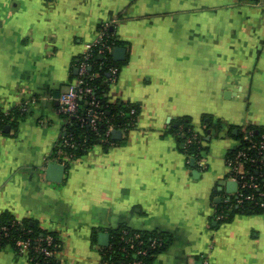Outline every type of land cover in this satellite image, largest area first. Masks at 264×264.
<instances>
[{
  "label": "crops",
  "instance_id": "0c3cea01",
  "mask_svg": "<svg viewBox=\"0 0 264 264\" xmlns=\"http://www.w3.org/2000/svg\"><path fill=\"white\" fill-rule=\"evenodd\" d=\"M102 35L126 50L104 98L137 112L75 156L59 96ZM249 127L264 133V0H0V220L54 235L56 264H112L125 231L160 236L150 264H264V209L239 210L226 163ZM37 253L5 245L0 264Z\"/></svg>",
  "mask_w": 264,
  "mask_h": 264
},
{
  "label": "trees",
  "instance_id": "16d2710c",
  "mask_svg": "<svg viewBox=\"0 0 264 264\" xmlns=\"http://www.w3.org/2000/svg\"><path fill=\"white\" fill-rule=\"evenodd\" d=\"M116 44L117 42L115 43V45ZM96 50L97 49H95V53ZM94 57L95 58L93 59V61H91L92 66L89 69V74H95L97 77L89 81L88 83L95 87L96 95L99 97L101 104L104 106V115L103 120L99 123L98 133H95L88 124H82L76 118L70 119L67 124L66 136H72V141L75 142V147H66V149L68 150V152L74 154L75 156L81 154L84 150L95 145V143H98L99 140L102 139L101 136L106 131L107 124L109 122L113 123L114 126H122L128 118H132L129 114L130 109H127L122 106L113 107L112 105H109L104 98L105 86L102 84V82L103 79L106 77V70L109 66L116 65L112 57H107L104 60H99L100 56L98 54H96ZM101 67L103 68L101 69ZM82 107L84 109L88 107L87 100L82 101ZM83 114L84 113L81 112V115ZM248 131L252 132V142H259L264 140V133L262 131L254 127L247 128L244 132L238 135V138L241 140V145L231 152L229 158H233L238 150H243L250 156H253L256 153V151L252 148V143L244 139L245 134ZM188 136L189 134H187L186 131H183L182 140L184 141ZM198 147L199 145L197 143L190 144L189 150H191L192 152L194 151L195 153L199 152V154H201L200 150H197ZM245 170L249 180L252 179L259 186L258 190H252L253 193L255 195H257L259 191L264 193V166L258 167L257 165L253 166L249 163H246ZM249 192L250 190H245L246 194H248ZM257 199L260 200V202H264V197L260 198L259 196H257ZM220 209L221 211H225L228 208L226 209L224 206H221ZM263 209L264 207H261L259 204H255L252 201H245L244 204L239 205V210L243 212H259ZM0 227H6L9 230L8 237H2L0 239V247H3L5 245L16 246V240L20 238L31 239L32 245L36 246L38 245L39 240L44 239L47 236H51L54 238V250L55 252L57 251L58 245L55 236L49 233L39 231L36 227L31 226L28 222L19 223L17 221L5 217L0 220ZM140 235L142 244H137L135 248L131 249L129 245H121L119 241L114 242L112 244L113 249L111 251L106 252L105 258L112 264H134V262L137 260H144L145 264H150V261L152 259L151 257H153V255L156 254L162 247L161 246L157 249H152V241H154L155 239H159L160 236L157 234L146 235L143 233H141ZM140 249L147 250V256H140L138 254V251ZM35 263L43 264L41 254L37 253V259ZM44 264H56V262L54 258H50L49 262Z\"/></svg>",
  "mask_w": 264,
  "mask_h": 264
},
{
  "label": "built area",
  "instance_id": "2783aa9c",
  "mask_svg": "<svg viewBox=\"0 0 264 264\" xmlns=\"http://www.w3.org/2000/svg\"><path fill=\"white\" fill-rule=\"evenodd\" d=\"M115 41L109 38L107 35H102L101 39L97 42L96 45L89 47L88 53L85 55L81 63L79 64V76L76 84L70 86L66 92H63L59 96L61 112L66 117L67 122L71 118H76L82 124H88L90 128L98 133L99 123L103 120L104 115V106L101 104L99 97L96 95V89L94 86L88 82L96 78L95 74H89V69L92 66L94 56L98 54L102 57V60L110 57L112 55ZM95 49L96 53H95ZM111 75L113 77L117 76L118 67L112 65L108 67ZM87 100L88 107H82V101ZM81 112L84 114L81 115ZM136 109L130 108L129 114L133 118L136 115ZM114 127L113 123L107 124V129L104 134L101 136L102 140L109 142L111 140L112 128ZM252 132L248 131L245 134V140H248L252 143V148L256 151L253 156L248 155L243 150H238L233 158H228L226 163L230 168V179L235 181L238 184V192L236 196V202L238 205H242L245 201H252L255 204H259L261 207H264V202H260L257 199V196L260 198L264 197V193L259 191L257 195L253 193L252 190L259 189V186L252 179L249 180L246 175L245 164L249 163L253 166L262 167L264 166V140L259 142H252L251 140ZM65 145L69 148L75 147V142L72 141V136H66ZM189 144L197 143L200 145V141L192 136L188 140ZM245 190H250L248 194L245 193ZM222 218V216H220ZM9 230L6 227H0V239L2 237H8ZM125 238L126 245H129L131 249L135 248L138 244H142L141 235L138 233L130 234L125 231L123 236ZM38 245L33 246L31 239H17L16 246L22 252H25L27 249L33 248L36 252L42 255L43 264L48 263L50 258H54V238L47 236L44 239L38 241ZM163 244L162 239H155L152 241L151 248L157 249ZM148 251L140 249L138 254L140 256H147ZM134 264H145L144 260H137Z\"/></svg>",
  "mask_w": 264,
  "mask_h": 264
},
{
  "label": "water",
  "instance_id": "95a60500",
  "mask_svg": "<svg viewBox=\"0 0 264 264\" xmlns=\"http://www.w3.org/2000/svg\"><path fill=\"white\" fill-rule=\"evenodd\" d=\"M125 55H126L125 48L121 46H116L114 47L111 56L115 62H120V61H124ZM100 58L102 59V57ZM112 135L119 138V136L122 135V131L114 130L112 132ZM64 173H65L64 165L58 163H50L46 170V177L51 182L60 183L63 180ZM227 186L229 188V191H233L236 188L237 184L235 182H229ZM99 241L101 245L108 246L110 242V235L106 233H100Z\"/></svg>",
  "mask_w": 264,
  "mask_h": 264
}]
</instances>
